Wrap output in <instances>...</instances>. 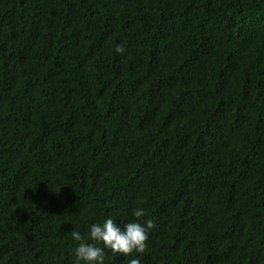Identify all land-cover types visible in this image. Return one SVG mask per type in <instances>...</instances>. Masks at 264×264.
I'll use <instances>...</instances> for the list:
<instances>
[{"label": "trees", "instance_id": "trees-1", "mask_svg": "<svg viewBox=\"0 0 264 264\" xmlns=\"http://www.w3.org/2000/svg\"><path fill=\"white\" fill-rule=\"evenodd\" d=\"M135 207L139 264H264V0H0V264Z\"/></svg>", "mask_w": 264, "mask_h": 264}, {"label": "clouds", "instance_id": "clouds-1", "mask_svg": "<svg viewBox=\"0 0 264 264\" xmlns=\"http://www.w3.org/2000/svg\"><path fill=\"white\" fill-rule=\"evenodd\" d=\"M125 51L122 45H117L116 53ZM135 218L125 222L122 226L111 217H107L100 223H92L88 226V241L78 231L73 230L71 237L78 242L73 251L75 264H105V251L112 254H121L126 258L133 254H143L146 249L149 231L155 227L154 221L146 218L140 222V218L146 217L143 207H135L131 213ZM102 245V246H101ZM128 264H139L137 257L129 258Z\"/></svg>", "mask_w": 264, "mask_h": 264}]
</instances>
